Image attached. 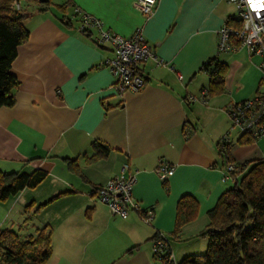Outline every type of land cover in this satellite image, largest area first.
Masks as SVG:
<instances>
[{
  "label": "crops",
  "instance_id": "1",
  "mask_svg": "<svg viewBox=\"0 0 264 264\" xmlns=\"http://www.w3.org/2000/svg\"><path fill=\"white\" fill-rule=\"evenodd\" d=\"M227 1L159 0L150 19L135 9L136 0H64L45 10L29 4L30 37L11 71L19 82L16 103L0 109V172L47 177L0 203V230L29 238L45 228L48 264H164L153 253L157 236L173 243L191 227H208V212L232 181L225 179L224 146L242 164L263 141L246 142L226 114L231 104L264 92L260 57L244 48L218 52L222 26L237 24ZM75 8L125 38L143 30L156 56L138 66L143 91L116 93L103 65L114 57L112 47L95 45L97 32L80 33ZM216 66L225 73L213 87ZM205 92L206 103L190 102ZM162 162L175 168L167 182L156 174ZM125 166L136 175L135 199L155 209L151 225L136 212L114 217L94 197ZM185 198L197 203V215L177 231Z\"/></svg>",
  "mask_w": 264,
  "mask_h": 264
},
{
  "label": "trees",
  "instance_id": "2",
  "mask_svg": "<svg viewBox=\"0 0 264 264\" xmlns=\"http://www.w3.org/2000/svg\"><path fill=\"white\" fill-rule=\"evenodd\" d=\"M17 1L0 2V109L13 107L16 103L14 96L19 82L11 72L12 65L17 57L18 47L27 43L30 37L24 23L29 14L15 9ZM51 3V0L48 4L39 2V6L47 9ZM67 7L68 4L57 9ZM229 23L231 27H239L238 23ZM208 67L209 65L205 69ZM224 73V68L220 66L213 69V87L220 83ZM246 142L256 143L247 135ZM230 149V145H225L222 151L227 160L226 167L236 166V172L231 174L236 187L225 192L218 200L215 210L208 212L210 223L202 234L208 240L207 254L190 258L183 264H264V160L257 161L247 171L248 163H236ZM242 174L244 177L238 187ZM46 177L44 171L34 174L0 172V203L12 196L16 197L25 189L37 187ZM197 209V203L190 198L180 201L177 231L195 219ZM46 231L43 228L35 236L23 238L17 232L0 230V264H48L52 245ZM157 259L164 264H170L167 258Z\"/></svg>",
  "mask_w": 264,
  "mask_h": 264
},
{
  "label": "built area",
  "instance_id": "3",
  "mask_svg": "<svg viewBox=\"0 0 264 264\" xmlns=\"http://www.w3.org/2000/svg\"><path fill=\"white\" fill-rule=\"evenodd\" d=\"M237 11L236 22L239 27H231L230 23L222 26L219 31V53L236 52L246 49L250 57L258 56L260 69L262 72V87H264V0H228ZM159 0H136L135 9L150 19L155 13ZM75 13L80 17L79 31L83 34L98 35L94 38L95 45L102 47L109 44L113 50V58H108L103 65L111 70L114 76L113 89L116 93L123 92L139 93L146 87L147 81L139 71L138 66L149 59H156L155 53L146 43L143 30H136L131 38H125L104 29L100 20L83 12L80 8H75ZM183 76L179 74V80L183 81ZM200 100L191 97L192 103L201 101L206 103V95ZM226 114L232 122L233 129H238L256 142L264 138V92L255 98L231 104L227 108ZM229 142L228 135L224 137L223 144ZM129 167L125 166L122 173L110 179V181L94 192L95 199L102 205H106L111 210L114 217L123 220L128 219L132 212L139 213L141 219L147 225H151L155 219L154 208H142L135 199L133 189L136 184V175L128 174ZM235 165H228L226 168V180H232L233 173L236 172ZM175 173V168L162 162L156 169V174L163 182H167L169 177ZM153 253L157 258H167L170 264H176L172 252L170 240L164 236L155 239Z\"/></svg>",
  "mask_w": 264,
  "mask_h": 264
},
{
  "label": "rangeland",
  "instance_id": "4",
  "mask_svg": "<svg viewBox=\"0 0 264 264\" xmlns=\"http://www.w3.org/2000/svg\"><path fill=\"white\" fill-rule=\"evenodd\" d=\"M1 1H4V0H0V2ZM63 1L64 0H51L52 3L50 6L54 7L56 4L57 5L61 4ZM31 3L36 4L34 7L39 6V2H37L36 0H18L14 6H15V9H18V10L20 8H23L22 11L27 13V9L30 7L29 4ZM261 83H262V79H261ZM232 130H233V127H232ZM232 130L230 132H232ZM236 130L239 131L238 129ZM256 149H257V152L252 158L242 162V164L248 163L247 171L251 170L254 167V165L257 163V161L264 160V138H263V141L260 142L259 147ZM244 174H242L239 178L238 187L241 186V182L244 177ZM228 187L229 189H233V187H236V185L234 182L230 181ZM206 229L207 227L200 229V230L198 228L196 229V228L191 227L185 231L181 239L179 238L178 240H173V243L171 241V244L174 250L173 252L176 256V262H177L176 264H183L186 260L190 258L202 257L207 254L208 252L207 249L209 248L208 240L207 238H204L202 235Z\"/></svg>",
  "mask_w": 264,
  "mask_h": 264
},
{
  "label": "water",
  "instance_id": "5",
  "mask_svg": "<svg viewBox=\"0 0 264 264\" xmlns=\"http://www.w3.org/2000/svg\"><path fill=\"white\" fill-rule=\"evenodd\" d=\"M50 0H39L41 4H48Z\"/></svg>",
  "mask_w": 264,
  "mask_h": 264
}]
</instances>
